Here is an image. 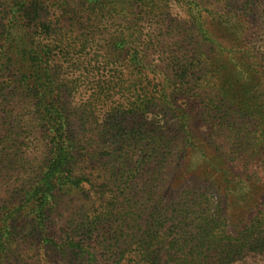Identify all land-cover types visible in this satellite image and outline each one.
<instances>
[{
    "label": "rangeland",
    "instance_id": "rangeland-1",
    "mask_svg": "<svg viewBox=\"0 0 264 264\" xmlns=\"http://www.w3.org/2000/svg\"><path fill=\"white\" fill-rule=\"evenodd\" d=\"M145 1L131 0L128 9L118 18L112 16L109 11L112 4L108 5L106 0L101 3L96 0H30L26 5L20 0H10V4L0 0V33L3 23L17 15L19 24L26 28V38L39 42L52 54L56 83L64 90L61 100L71 107L69 117L75 122V133L82 139V147L74 160V175L84 178L80 187L57 192L53 200L47 234L54 236L56 245L41 235V229L36 228L33 221L16 222L19 215L10 219L15 227L10 259L3 264H83L70 250L63 252L62 243L68 236L80 239L81 225L97 223L100 231H104L107 218L103 216V207L112 208V203L122 200L125 194L143 191L151 170L159 165L153 154L156 149L151 135L162 137L161 149L169 153V170L181 172L180 178L171 174L167 180L181 183L182 187L197 181L196 175L202 172L221 168L224 162L239 175L248 168L264 169V156L255 155L252 145L255 120L237 116L232 126L223 125L221 104L206 85L198 90L197 84H202L201 74L193 69L192 60L195 54H205V58L218 62L219 66L240 65L244 54L220 50L219 44L228 43L222 31L236 21V16L248 17L251 50L258 47L263 33L257 26L264 21V0H155L151 4ZM250 7L255 11L244 14V9ZM126 22L136 24L141 38L140 54H149L150 64L158 65L155 69L166 65L169 77L181 80L179 76L184 74L181 68H189L183 88L173 97L176 106L187 112L188 126L179 127L173 115L164 118L161 108L155 104L145 114L131 113L124 101L130 93L113 82L109 90L106 83L110 72L119 78V59L105 55L130 52L128 49L114 51L109 43ZM245 57L252 63V69L260 72L257 75L264 82V58L260 54ZM13 73H10L12 80L16 77ZM154 76L152 73L137 88L155 91V84L163 76ZM20 129L11 140L3 141L0 136V150L7 149L0 166L10 162L12 170L27 169L33 173L42 166L48 141L41 133L30 139L26 127ZM137 141L140 144L133 148ZM121 143L126 146L121 162L128 160L124 165L116 163L112 155L119 151ZM260 148L264 152V145ZM13 174L14 170L0 177V184L13 182L10 178ZM234 182L246 190L247 184L239 177L234 179L233 185ZM176 192L172 190L171 196ZM14 201L19 203L20 199ZM102 233H95L87 241L91 250L97 252L96 264H108ZM234 264H264V254Z\"/></svg>",
    "mask_w": 264,
    "mask_h": 264
},
{
    "label": "trees",
    "instance_id": "trees-1",
    "mask_svg": "<svg viewBox=\"0 0 264 264\" xmlns=\"http://www.w3.org/2000/svg\"><path fill=\"white\" fill-rule=\"evenodd\" d=\"M20 1L26 5L30 0ZM130 1L106 0V3L113 5L109 11L119 18L128 9ZM146 1L151 4L155 0ZM254 11L250 7L243 12L249 15ZM236 17V21L222 31V37L228 43L219 46L221 51L235 50L244 54L241 64L219 66L218 62L205 58V54H195L193 69L201 74L202 84H197L198 90L206 85L221 104L223 125L232 126L237 116L255 120L254 154L264 156L260 148L264 145V82L257 75L260 72L252 69V63L245 57L260 54L264 58V21L257 26L263 33L260 45L251 50L249 18ZM135 25L127 23L109 40L114 51H130L128 54L105 55L119 59V78L110 72L106 83L109 90L113 82L130 93L124 101L131 113L145 114L155 104L161 108L164 118L173 115L179 127L188 126L187 112L176 106L173 97L183 88L189 68H181L184 73L179 76L181 80L169 77L166 65L155 69L158 65L150 64L149 54H140V31ZM3 27L0 33V136L3 141L11 140L23 126L30 139L41 133L48 142L46 156L38 171L31 173L27 169L17 171L14 168L15 175L10 177L13 182L0 184V264L10 259L11 235L15 227L10 219L17 215L16 222L21 219L33 221L35 227L41 229V235L56 245L54 236L47 234L53 200L57 192L80 187L84 181L74 175V160L77 150L82 147V139L75 133V122L69 117L71 107L61 100L64 90L56 83L52 54L39 42H30L26 38V28L19 24L17 15L8 18ZM11 72L16 75L14 80ZM152 73L154 78L159 74L163 76L155 84V91L137 88ZM150 138L154 141L156 150L153 154L159 165L151 170L143 191L125 194L122 200L116 199L112 203V208L103 207L106 229L100 231L97 223L81 225L82 237L77 240L76 236H68L62 243V251L70 250L83 264H96L97 252L91 250L87 241L95 233L103 232L102 245L108 264H234L263 255L264 169L248 168L239 175L234 172L235 168L227 167L223 158L221 168L202 172L196 175L197 181L182 187L181 183L167 180L171 174L180 178L181 172L169 170V153L161 149L162 137L151 135ZM13 141L17 143V139ZM115 142L119 143V140ZM121 145L119 151L112 154L114 161L128 164V160L121 162L126 147L124 143ZM6 152L5 147L0 150V163ZM10 166V162L0 166V177L13 171ZM237 177L247 184L246 190H242L238 182L233 185ZM172 190H177L173 196ZM18 198L19 203L14 201Z\"/></svg>",
    "mask_w": 264,
    "mask_h": 264
}]
</instances>
